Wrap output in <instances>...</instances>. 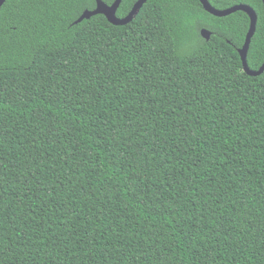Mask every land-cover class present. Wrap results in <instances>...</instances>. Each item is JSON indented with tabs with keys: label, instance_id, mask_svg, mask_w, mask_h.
<instances>
[{
	"label": "trees",
	"instance_id": "obj_1",
	"mask_svg": "<svg viewBox=\"0 0 264 264\" xmlns=\"http://www.w3.org/2000/svg\"><path fill=\"white\" fill-rule=\"evenodd\" d=\"M209 2L256 10L258 70L263 0ZM95 6L0 8V264H264V72L238 51L249 16L148 0L126 25L74 23Z\"/></svg>",
	"mask_w": 264,
	"mask_h": 264
},
{
	"label": "water",
	"instance_id": "obj_2",
	"mask_svg": "<svg viewBox=\"0 0 264 264\" xmlns=\"http://www.w3.org/2000/svg\"><path fill=\"white\" fill-rule=\"evenodd\" d=\"M5 1L6 0H0V8ZM95 1H96L95 8L85 9L80 15V17L74 22L75 24L82 22L84 19H90L94 15L102 14L113 25H126L130 23L138 15V13L140 12L142 7L148 0H138L133 6L130 13L124 17H119L117 15V11L121 5L122 0H115L112 4H109L105 2L104 0H95ZM200 1L203 4L204 9L207 12L217 17H225L228 15H231L232 13L236 11H244L249 16L250 27L246 35L245 43L241 48L238 49V51L242 59L244 71L248 75L258 76L262 74L264 72V63L258 70L251 69L248 64V51H249L251 40L256 32L257 21H258V14L256 10L248 4H237V5L231 6L226 9H218V8H215L209 2V0H200ZM201 35L204 39L210 40L212 36V32L207 28H203L201 30Z\"/></svg>",
	"mask_w": 264,
	"mask_h": 264
}]
</instances>
